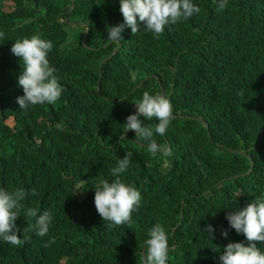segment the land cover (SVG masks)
I'll list each match as a JSON object with an SVG mask.
<instances>
[{"label":"trees","instance_id":"trees-1","mask_svg":"<svg viewBox=\"0 0 264 264\" xmlns=\"http://www.w3.org/2000/svg\"><path fill=\"white\" fill-rule=\"evenodd\" d=\"M192 2L199 13L159 37L140 31L113 42L118 0H0V188L37 193L16 220L23 243L0 238V264H142L149 222L167 231L169 264H222L229 243H247L226 216L264 196V0H227L223 10L217 0ZM76 26L88 30L85 43L73 40ZM32 35L53 43L48 59L63 91L55 104L23 110L22 60L11 48ZM160 82L181 114L190 110L172 86L188 84L202 120L192 121L188 146L120 175L138 187L141 206L127 224L111 225L97 212L95 188L114 180L132 105L145 91L161 95ZM28 207L51 212L45 236L28 228Z\"/></svg>","mask_w":264,"mask_h":264},{"label":"clouds","instance_id":"clouds-1","mask_svg":"<svg viewBox=\"0 0 264 264\" xmlns=\"http://www.w3.org/2000/svg\"><path fill=\"white\" fill-rule=\"evenodd\" d=\"M226 6L227 0H217L218 10H223ZM199 11L200 8L192 0H118L119 17L108 27V39L118 42L122 36L137 34L140 31L159 37L168 25L187 20ZM80 24L83 26L85 23ZM81 30V39L85 43L88 30L80 28L76 31ZM3 36L4 34L0 33V38ZM72 38L77 40L73 36ZM52 49L53 43L39 35L17 39L12 45V53L22 60L18 84L24 95L17 98L20 109L27 110L29 105L55 104L60 99L63 88L55 75L56 69L50 65L48 59ZM151 77H157V74ZM160 86L161 95H151L145 91L142 99L140 97L132 105L131 114L124 124L126 131L123 136L129 139L125 145V157L119 159L117 166L111 169L114 180L111 183L107 180L101 181L100 186L95 188L94 203L97 212L104 221L111 222V225L127 224L133 211L141 206L142 197L136 189L138 187L124 181L120 175L126 172L129 166L134 169L156 167L158 163L154 157L157 153L170 155L171 148L188 146L191 142L192 121L202 120L196 115L193 90L188 84L172 86L181 104L190 110L187 114L178 113L179 104L166 93L162 82ZM100 90L101 84L98 83V91ZM134 108L136 111L132 114ZM141 116L142 120L139 119ZM177 117L184 119L178 121ZM154 121L158 122L151 124ZM205 125L209 129V125ZM56 127L62 130L63 125L60 123ZM36 194L35 189L27 193L24 189L7 191L0 188V238L5 242L14 246L23 243L18 235L20 229L17 228L16 220L23 209L22 201L28 195ZM24 216L29 221L35 218V224L29 223L28 228L33 229L36 235L43 237L48 234L52 222L50 211L40 214L38 207H28ZM184 217L185 202L182 199L180 220L173 227L171 234L176 233ZM226 219L237 233L246 237L247 243H229L219 257L222 264H264V251L256 244L257 241L264 242V196L256 198L243 208L229 211ZM149 223L152 226L148 235L141 238L142 264H169V251L172 246L169 244L167 231L160 222ZM206 231L212 233L214 229L208 225ZM223 235L227 237V231L223 232ZM176 246L173 245V248ZM131 258L137 257L125 253L126 261Z\"/></svg>","mask_w":264,"mask_h":264},{"label":"rangeland","instance_id":"rangeland-1","mask_svg":"<svg viewBox=\"0 0 264 264\" xmlns=\"http://www.w3.org/2000/svg\"><path fill=\"white\" fill-rule=\"evenodd\" d=\"M75 30H80V26L78 27V26H76L75 28H74ZM81 34H82V30L81 31H76L74 34H73V37L75 38V39H77V40H80L81 39ZM83 41V40H82ZM148 78V76L145 78V79H147ZM144 80H142L141 81V83L143 82ZM140 83V84H141Z\"/></svg>","mask_w":264,"mask_h":264}]
</instances>
